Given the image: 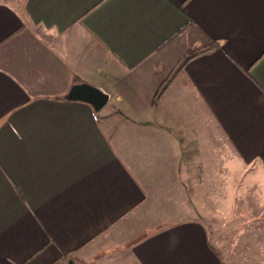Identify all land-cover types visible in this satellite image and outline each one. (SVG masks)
<instances>
[{
  "label": "crops",
  "instance_id": "obj_1",
  "mask_svg": "<svg viewBox=\"0 0 264 264\" xmlns=\"http://www.w3.org/2000/svg\"><path fill=\"white\" fill-rule=\"evenodd\" d=\"M70 260L264 264V0H0V264Z\"/></svg>",
  "mask_w": 264,
  "mask_h": 264
},
{
  "label": "water",
  "instance_id": "obj_2",
  "mask_svg": "<svg viewBox=\"0 0 264 264\" xmlns=\"http://www.w3.org/2000/svg\"><path fill=\"white\" fill-rule=\"evenodd\" d=\"M66 99L86 101L98 110L108 101V94L89 84L77 83L71 86ZM68 264H73V261L70 260Z\"/></svg>",
  "mask_w": 264,
  "mask_h": 264
},
{
  "label": "trees",
  "instance_id": "obj_3",
  "mask_svg": "<svg viewBox=\"0 0 264 264\" xmlns=\"http://www.w3.org/2000/svg\"><path fill=\"white\" fill-rule=\"evenodd\" d=\"M209 49L210 48H208V47H204V48L198 49L197 51H193V52L189 53L187 56H185L186 57L185 60H189L190 58H193L194 56L198 55L199 53L205 52ZM172 78H173V76L169 77V79H167V81H164L163 84L161 85L162 86L161 89L166 88V86L168 85L169 81H171Z\"/></svg>",
  "mask_w": 264,
  "mask_h": 264
}]
</instances>
